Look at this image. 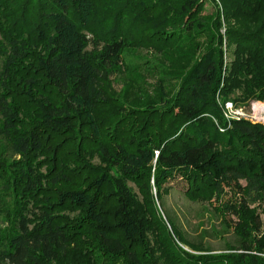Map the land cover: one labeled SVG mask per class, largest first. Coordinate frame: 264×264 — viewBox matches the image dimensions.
<instances>
[{"label": "trees", "instance_id": "obj_1", "mask_svg": "<svg viewBox=\"0 0 264 264\" xmlns=\"http://www.w3.org/2000/svg\"><path fill=\"white\" fill-rule=\"evenodd\" d=\"M206 1L0 0V264H92L86 251L142 264L160 234L184 264H264V233L245 241L249 226L264 229L245 214L264 197V124L222 112L264 102V0H218L212 13ZM134 28L151 31L149 46L189 50L173 99L131 107L106 96L102 74ZM152 170L158 186L178 175L187 197L215 198L241 252L179 248L153 200L143 208L125 185L148 186Z\"/></svg>", "mask_w": 264, "mask_h": 264}, {"label": "rangeland", "instance_id": "obj_2", "mask_svg": "<svg viewBox=\"0 0 264 264\" xmlns=\"http://www.w3.org/2000/svg\"><path fill=\"white\" fill-rule=\"evenodd\" d=\"M216 8H220L221 11L224 10L223 4L218 0H215V4L212 0L206 1L205 13H212ZM141 31L142 28L140 30L139 28L126 30L125 47L120 65L105 71L101 77L106 96L109 99L119 101L118 104L126 103L131 107H142L148 103L147 101H156L162 95L164 98L169 96L170 99H173L181 82V77L179 81L175 78L181 70L179 68L187 69L191 65L190 58H181L178 55V53L189 51L188 49L160 50L158 46H149L146 42L151 36V31ZM222 32L224 34L225 30L223 29ZM224 50L226 52V48ZM146 61H149V65L155 69L150 70ZM229 62L230 57L229 52H227L225 63ZM157 106H162V103L157 104ZM222 106L226 121L242 118L253 123L264 124V102L251 101L241 105L227 102ZM114 107L116 104L109 106V108ZM8 157L9 154L5 145L0 142V161ZM89 160L95 166L106 168L98 154L93 155ZM153 175L154 170H152L151 181L146 187L145 184L141 187L130 181H126L125 185L132 190L136 201L143 208L147 199L153 200L159 215L166 222L168 231L179 248L196 256H220L241 252L239 249L244 239L234 227L229 226L224 221L218 210L219 202L215 198L193 200L186 196L185 192L188 186L180 176L177 175L174 178L164 180L158 186ZM228 199H230V194H227L224 200ZM247 207L245 214L251 217L249 223L255 216L264 228V197L257 202L249 203ZM228 221L234 223L237 221V217L228 215ZM5 227L7 224L0 216V233ZM248 233L246 243L250 241L256 243L255 238H262L264 229L259 232L249 226ZM155 236L154 233L153 241ZM143 251L145 255L142 254V264H184L178 262L177 258L179 257L176 258L163 234L159 235L157 242L151 246V249H148L147 245L141 247V253ZM88 252L86 251V258H89L92 264H130L123 256L108 252L103 253L102 256L99 255L100 257L97 258L93 256L96 261H92ZM257 254L262 256L264 260V253ZM68 264H73V262L68 260Z\"/></svg>", "mask_w": 264, "mask_h": 264}, {"label": "built area", "instance_id": "obj_3", "mask_svg": "<svg viewBox=\"0 0 264 264\" xmlns=\"http://www.w3.org/2000/svg\"><path fill=\"white\" fill-rule=\"evenodd\" d=\"M241 111H242V109H241ZM237 119H242V118H237ZM231 120H234V119H229V122L231 121ZM245 120V119H244ZM223 131V130H222Z\"/></svg>", "mask_w": 264, "mask_h": 264}]
</instances>
